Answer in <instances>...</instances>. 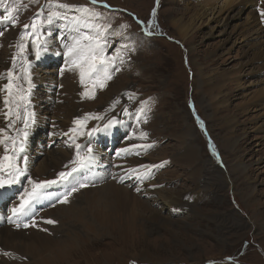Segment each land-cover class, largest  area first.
Returning <instances> with one entry per match:
<instances>
[{
	"label": "rangeland",
	"instance_id": "obj_1",
	"mask_svg": "<svg viewBox=\"0 0 264 264\" xmlns=\"http://www.w3.org/2000/svg\"><path fill=\"white\" fill-rule=\"evenodd\" d=\"M210 1L97 0L93 4L91 0H0L3 33L0 35V128L7 129L14 138L18 136L17 129H29L19 120L13 128H8L4 115L8 93L4 85L9 83V71L14 77H23L22 69H28L32 83L28 110L35 113V122L30 126L35 130L31 143L29 148L24 144L22 159L17 161L28 172L21 177V183L0 190V226L13 225L7 219L11 216L10 209L19 203L24 189L30 187L29 178L53 180L59 172L71 168L70 161L77 151L75 144L50 125L53 119L58 123L68 109L72 110L74 120L89 113L103 117L89 119L83 129L85 135L75 138L82 151L86 145L93 151L100 150L96 151L97 162L92 169L109 173L117 168L136 169L139 173H150V178L142 183L135 175L116 183L126 190L132 188L148 205L129 214L107 212L104 217L96 213L93 216L85 189L70 198L74 209L57 203L48 210L37 204V224L52 229L58 245L32 251L23 239L9 240L0 234V264H39L43 259L42 264H264V130L259 131L256 125L262 113L258 112L256 121L246 119L247 115L241 118L245 119L243 124L239 120L237 134L241 138L232 149L227 148L224 139L214 137L221 125L209 128V122L204 120V110L210 102L201 100L203 96L195 86L198 63L205 71L215 70L216 78H237L241 86L234 85L231 89L234 112L249 111L251 108L243 97L250 99L254 92L264 89V71L255 61L264 42V22H260L255 3L248 5L244 15L231 19L227 28L222 24L217 26L218 20H197L196 15L201 16L199 10L207 9L205 5H221L225 0ZM56 4L70 7L58 9ZM85 7L92 12H83L81 9ZM12 9H15L12 12L17 20L15 24L3 19ZM49 11H61L67 19L49 24ZM74 20H80L81 30L89 34L95 28H84V22L106 29L104 56L106 60L120 57L110 68L112 79L106 87L93 88V78L81 82L78 69L65 68L68 60L65 44L72 42ZM33 23L40 28L42 39L53 40V45L47 44L39 59L32 37L24 36L25 31H32L25 30L24 25ZM214 25L216 30L212 33ZM20 45L24 46L23 51ZM122 45L134 50L126 51ZM4 58L9 64L3 66ZM25 60L31 63L25 64ZM12 83L28 89L27 78L13 79ZM85 92H94V96L84 95ZM10 106L14 107V99ZM141 106L147 120L142 116L137 123L135 110ZM125 108L131 116L124 114ZM113 117L122 123L110 128L115 132L112 138L103 131L87 135L93 127H103ZM142 132L147 133L146 138L141 136ZM133 145L151 147L133 148ZM122 148L129 149V153L117 156ZM3 154L4 147L0 144V157ZM237 159L247 165L245 176L253 184L249 186L243 178L230 190L224 186V172L226 165L234 164ZM62 163L65 165L61 167ZM238 175L236 172L235 176ZM101 177L97 176L95 185L90 187L98 189L114 181L101 182ZM217 184L222 188L218 190ZM129 185L133 186L129 188ZM243 188L256 194L249 203L241 201ZM47 191L51 193L46 199L49 201L59 197L65 188L56 184ZM159 193L178 199L181 209L167 207ZM79 212L84 215L76 216ZM48 219L56 223L47 224ZM35 227L14 229L26 231ZM76 232L83 239L72 249L67 240L79 238ZM84 238H96L99 242L80 246ZM4 252L13 256H5Z\"/></svg>",
	"mask_w": 264,
	"mask_h": 264
},
{
	"label": "snow or ice",
	"instance_id": "obj_2",
	"mask_svg": "<svg viewBox=\"0 0 264 264\" xmlns=\"http://www.w3.org/2000/svg\"><path fill=\"white\" fill-rule=\"evenodd\" d=\"M93 4L97 3V0H91ZM159 2V0H157ZM107 6V5H106ZM56 8L65 9L69 8V5L66 4H56ZM85 13H91L92 10L88 8L81 9ZM15 9L9 11V14L4 16V20H10L13 24L17 23L12 16V12ZM43 11V10H41ZM95 15H100L99 13H94ZM261 15L264 16V10H261ZM153 16H155V10L153 11ZM67 19L66 15L61 11H49L47 14V23L52 24L54 20H65ZM154 23V21H153ZM81 21L74 20L73 21V32L75 33L71 37V43L65 44L67 48L66 55L68 57L67 62L65 63V68L68 71L79 70L81 82H84L86 78H93V88L99 86L101 88L106 87L107 81L112 79L110 68L114 63L115 59L120 57H114L113 59L106 60L104 56V49L107 47V38L104 36V32L106 29L101 28L100 26L93 25L89 22H84V28H95L91 34L87 31H82L80 28ZM31 28V32L25 31L24 36L32 37L35 45L36 58L39 59L42 55V52L46 50V45L48 43L47 40L42 39L40 35V28L36 23L31 25L25 24L24 29L27 30ZM147 31V29H145ZM3 33L0 32V35ZM149 35H152L151 32H148ZM124 50H134L129 49L128 45H122ZM24 46L20 45V50L23 51ZM121 62H123L121 60ZM30 61L25 60V64H30ZM24 76L23 77H14L13 73L9 71V83L4 85L5 90L8 95L5 97V105L7 107V111L4 113L6 119L8 120V128H13L16 121L19 120L23 123L25 129L30 128L31 124L35 122V113L29 111L28 109L31 107V103L29 100V95L31 92V79L30 73L27 68L22 69ZM115 71H119V68H115ZM61 75H63V70L61 71ZM28 79V89H24L23 86H14L12 83L13 79ZM15 87V96L13 97V91ZM84 95L94 96V92L89 93L85 92ZM131 98V97H130ZM14 99V107L10 106L11 101ZM136 119L137 123L140 122L141 117L143 116L145 122L147 117L144 116V107L141 106L136 110ZM124 114L126 116H131L132 113L128 111L127 108L124 109ZM103 117L89 113L82 119H76L74 124L77 127L70 129L71 132L74 133L72 138L73 144L77 149L75 158L70 161L72 165L67 171H61L58 173L56 179L53 180H38L29 178V188H25L24 192L19 196V203L15 204L11 209V216L7 219L10 223H12L16 228H29L30 226H37L36 222V205L41 201L48 199L51 195L47 190L56 184H64L66 185L65 191L56 198V202L60 204H69L70 198L75 194L80 192L82 189L89 188L90 186L95 185L96 177L91 175L92 168L97 162V157L93 152L92 147L84 146V150H81V145L75 143L76 136L85 135L83 129L87 125V121L89 119L100 120ZM122 123L121 121L116 120L113 117L109 120L103 127L99 125L93 127L89 132H87L88 136H93L97 132L108 131L115 124ZM18 136L12 137L8 135L7 129L0 128V144H4L5 146V154L0 157V190L10 188L15 184L21 183V177H24L28 172L27 167H21L18 164V160L22 159L20 153L24 152V144L28 137L27 131H22L17 129ZM142 137H147V133L142 132ZM9 144L11 147L9 148ZM133 148H147L151 147V145H133ZM129 149L122 148L117 152V156L121 154H128ZM144 167V166H141ZM132 175L136 176V179L141 183L150 178V173H139L136 169L130 170ZM115 178V177H114ZM102 179V177H101ZM121 182H123L124 177L120 178ZM140 191V188L136 189ZM47 224H55L56 221L52 219H48L45 221ZM43 231L47 232L48 229L44 228ZM5 256H13L10 252H4ZM15 258V257H13ZM23 259H26L23 258Z\"/></svg>",
	"mask_w": 264,
	"mask_h": 264
},
{
	"label": "bare ground",
	"instance_id": "obj_3",
	"mask_svg": "<svg viewBox=\"0 0 264 264\" xmlns=\"http://www.w3.org/2000/svg\"><path fill=\"white\" fill-rule=\"evenodd\" d=\"M215 1H221V0H215ZM222 2L223 3L221 5H219V4L217 5V3H214V5H212L210 7L205 5V7L207 9L205 10V8H204L203 10H199L201 16L196 15L197 20L198 19L204 20L205 18L208 19L209 22L218 20L217 26L219 24L220 25L222 24L223 26H225V28H227L229 21L231 19L244 15L248 10L247 9L248 5L250 3H255L257 5V10L259 11V15H260V19H261L260 22H262V23L264 22V16L261 15V10H264V0H225ZM223 15H225V16L221 21V17ZM215 30H216V25H214L212 27L211 32L214 33ZM182 32L185 33V30L183 29ZM45 40L48 41L47 44H49L51 46L53 45V43H52L53 40L51 38H45ZM255 61L258 64H260L261 69L264 71V42L258 48V52L255 56ZM7 63L9 64L8 59L4 58L1 60V64L3 66L6 65ZM198 64H199V66H198V77L195 80V86L199 90V93L203 96L201 98V100L204 101L205 99H207L210 102L209 105L207 106L208 108L205 107L204 120L209 122L208 123L209 128H211L212 125H215V126L221 125L219 128V133L216 136H214V137H216L215 139H217V138L221 139V140L224 139L226 142V147L232 149L231 146L234 144H237V142H239V139L241 138V137H238V134H237L239 123H240L239 120H241V118H243L245 115H247L246 119L251 118L253 121H256V117L258 116V112L262 113V117L260 118L259 121L256 122V125H258L257 129L259 131L264 130V89H261V90L254 92L250 99L248 98V96L245 95L243 97L244 101H247L246 104L249 105L251 109L249 111H242L240 113H236V112H234L235 107L233 106V104L231 102V98H232V92H231L232 90L231 89L234 85L236 87H240L241 86L240 81L236 80L237 78H233V79L227 78L226 79V77H224V76H222V77L219 76V78H216L214 76L215 74H217L215 72V70L209 69L208 71H205V68L202 67L200 63H198ZM39 79H41V78H39ZM69 86L71 87L72 85L69 84ZM207 111L210 112L209 115L207 114ZM57 120H59V119H57ZM244 120H241L242 124H243ZM54 121H56V119H53L52 122H50L52 129L59 131L62 137L72 140L74 133L71 132L70 129H72L76 126L74 124L75 120L73 119L72 110L68 109V111H66V113L60 117V120L58 121V123H54ZM223 130H225V133H222ZM27 132H28V137H27L25 144H26V148H29V145H30L31 139H32L31 136L33 135L35 130H34V128H29L27 130ZM114 133H115L114 130H111V129L108 131H103V134L107 135V137H109V138H112L114 136ZM242 135L245 137V133H242ZM3 147H4V152H5L4 144H3ZM10 147H11V145L9 144V148ZM96 151H100V150L99 149L94 150L93 151L94 154H96ZM64 159H65V157H64ZM55 164H56V162H55ZM64 165H65V163H62L61 167ZM247 168H248L247 165L241 159H239V160L237 159L234 164H230V163L227 164L226 168H225L226 173L224 172L225 180H226V183L224 185L225 188L230 189V190L234 189L236 187V184H238V183L240 184V181L243 178L246 179V182L249 186H252L253 182H251V180L245 176L247 173ZM97 170H98L97 168L92 169V173H91V175L96 177L95 181L97 180V176H100V175L103 176V179L101 182H103L107 179H112L114 181L108 183L107 185L105 184L104 186H102L98 189H95L92 187L85 189V194H86V196L90 202L89 203V211L93 216L96 213L98 216L104 217L107 214V212H112V213L124 212L126 214H129L131 211H135L138 207H145L147 205V203L144 201V199L141 198L139 196V194L136 193L132 188H130V186H133V185H129V188L131 190L123 189L122 187L117 185V184L123 183L126 180V178H130V177L133 178L134 175L131 174L130 169L120 171V169L117 168L114 173H109V172L105 171L104 169L102 170V172H98ZM52 171H55V170H52ZM236 172H238L240 175L235 176ZM230 173H232V174L229 175ZM47 174H48V172H47ZM51 174H52V172H51ZM42 177H44V175ZM121 177H124L123 182H121V180H120ZM130 183H133V182H130ZM60 185L64 186V188H66V185H64V184H60ZM217 187H218V190L220 188H222V186L220 184H217ZM253 193H254V191H250V190L245 191L243 188V191L241 192V201L244 203H249L251 197L256 195ZM160 196L162 198V202L165 203V205L167 207H169L173 210L181 209V204H180L178 199H174V198L169 199L163 194H160ZM100 198H101V204L99 203ZM55 204H57L56 198L49 200V201L43 200L38 205L42 209L50 210L49 208L53 207ZM68 206L70 208H73V209L75 208V204L73 202H70L68 204ZM82 215H84V213H82V212L76 213V216L81 217ZM155 217H157V216H155ZM8 227H11L10 231L8 230ZM14 228L15 227H13V225L12 226L1 225L0 226V234L5 236L9 240L23 239L26 242V244L32 249V251H36L38 249L40 251H43V250L49 249L51 247L57 246L59 243V240H58L57 236L55 235L56 233L53 234L52 229H48L45 225H43L41 223L37 224V226L35 228L29 229L26 231L15 230ZM44 228H47L48 231L47 232L43 231L42 229H44ZM25 229H27V228H25ZM92 229H93L92 230L93 233L96 232V228L94 227V225L92 226ZM76 234L79 235V238L70 237L67 240V242L69 241V247H72V249L77 247V244H75V243L81 242V240L83 239V236H81L80 232H76ZM69 236H70V234H69ZM96 238L95 239L84 238V240L82 241L80 246H83V244H88L87 246L96 244L99 242L98 239H96ZM11 242H13V241H11ZM21 247H22V245H21ZM1 248H2V246H1ZM12 261H14V260H12ZM43 262H44V259L42 261H40L39 264H42ZM53 262H55V261H53ZM20 263H22V262H20Z\"/></svg>",
	"mask_w": 264,
	"mask_h": 264
}]
</instances>
